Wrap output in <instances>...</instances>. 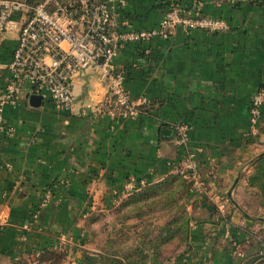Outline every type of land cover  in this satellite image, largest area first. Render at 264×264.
<instances>
[{
	"label": "crops",
	"instance_id": "0c3cea01",
	"mask_svg": "<svg viewBox=\"0 0 264 264\" xmlns=\"http://www.w3.org/2000/svg\"><path fill=\"white\" fill-rule=\"evenodd\" d=\"M170 1L113 2L116 28L153 29ZM174 1L200 5L229 30L177 28L167 39L121 46L115 66L125 87L133 99L150 102L140 116L112 123L92 113H62L27 84L16 106L4 108L12 134H0V264L31 260L44 249L63 250L65 264H98L121 227L114 211L127 201V182L134 179L138 190L161 185L176 175L186 150L196 153L206 193L186 196L188 240L172 264L264 260V105L255 135L248 123L250 100L264 91V1ZM15 45V33L3 36L0 90ZM74 94L81 109L88 94L100 98L103 89L87 73L75 81ZM180 123L186 148L176 142ZM48 190L51 198L38 210ZM225 199L220 215L215 204Z\"/></svg>",
	"mask_w": 264,
	"mask_h": 264
},
{
	"label": "built area",
	"instance_id": "2783aa9c",
	"mask_svg": "<svg viewBox=\"0 0 264 264\" xmlns=\"http://www.w3.org/2000/svg\"><path fill=\"white\" fill-rule=\"evenodd\" d=\"M249 3L260 0H247ZM122 0H0V45L5 34H16V45L6 66L7 79L0 90V134L10 136L12 129L3 119L7 106L15 107L17 97L27 84L41 100L54 104L62 113L84 116L92 113L110 122L136 118L150 102L146 97L133 99L125 87V74L115 66L118 49L126 44L149 43L155 38L167 39L171 30L184 33L199 30L217 34L229 30L222 18L206 16L201 6L185 8L170 1L157 26L149 30L117 29L112 3ZM219 3V2H218ZM91 74L103 94H88L81 109L77 107L74 83ZM264 105V91H257L248 109L249 132L255 135ZM177 145L187 147L184 124L174 126ZM175 174L188 183V194L206 193L195 151H187ZM142 182H139L141 185ZM137 182L130 179L124 186L125 196L136 192ZM48 190L38 210L47 206ZM224 213L226 200L215 204ZM36 217V216H34Z\"/></svg>",
	"mask_w": 264,
	"mask_h": 264
},
{
	"label": "trees",
	"instance_id": "16d2710c",
	"mask_svg": "<svg viewBox=\"0 0 264 264\" xmlns=\"http://www.w3.org/2000/svg\"><path fill=\"white\" fill-rule=\"evenodd\" d=\"M30 1L34 3L37 0ZM147 108L144 107L143 109L146 110ZM188 187L186 180L176 174L165 180L161 185L152 189L139 188L137 192H133L128 196L127 201L114 211L118 215L117 222L121 224V227L112 232L113 238L107 239L106 244H109L110 249L100 255L98 264L102 262L107 264H147L150 260H153L156 264L174 263L180 250L175 255L172 252L169 253V250L167 253L166 250L169 245H176L174 252L180 246L183 247L188 240L190 216L184 208V201L189 193ZM215 210L220 215L226 212V209L224 213H220L216 208ZM154 212H171L172 216L165 220L162 226H157L154 230H149L147 226L150 225H145L144 228H138L139 226L136 224L125 226L128 220L143 223L142 221ZM120 230L123 234L134 230L132 236L135 241L128 247L127 252H122L121 248H116L115 245V235ZM65 260L66 254L62 250L44 249L31 260L20 259L11 264H62ZM261 263H264V260L260 262L249 261L245 264Z\"/></svg>",
	"mask_w": 264,
	"mask_h": 264
},
{
	"label": "rangeland",
	"instance_id": "374dc122",
	"mask_svg": "<svg viewBox=\"0 0 264 264\" xmlns=\"http://www.w3.org/2000/svg\"><path fill=\"white\" fill-rule=\"evenodd\" d=\"M171 214H172L171 212H166V213L154 212V213L148 215L147 218H145L146 220L142 221L143 223H140V222L138 223V222L134 221V222H132L130 224V226H133V224H136V225L139 226L138 228H140V227L144 228L145 225H150V226H147L149 228V230H154V229L157 228V226L158 227L162 226L164 221L172 216ZM109 225H110V220H108V222H102L101 221L100 222L99 232L106 234L107 227ZM134 230H132V231L134 232ZM132 231L130 230L129 232H127V234H123L121 230L118 231L119 233H117L115 235L116 248H121L122 252H127L128 251V247L131 246L134 243V241H135V238L132 236V233H133ZM104 235H103V237H104ZM181 247L182 246H180L179 248L176 249V251L173 252L174 248H176V245H172L171 244V245H169L167 247L166 252L168 253V250H169V253L172 252L175 255L177 253V251L181 249ZM62 264H65V261ZM101 264H107V263L106 262H102ZM261 264H264V263H261Z\"/></svg>",
	"mask_w": 264,
	"mask_h": 264
},
{
	"label": "water",
	"instance_id": "95a60500",
	"mask_svg": "<svg viewBox=\"0 0 264 264\" xmlns=\"http://www.w3.org/2000/svg\"><path fill=\"white\" fill-rule=\"evenodd\" d=\"M162 134H164L167 137H170L172 132L170 130H168V129H165V130L162 131Z\"/></svg>",
	"mask_w": 264,
	"mask_h": 264
}]
</instances>
